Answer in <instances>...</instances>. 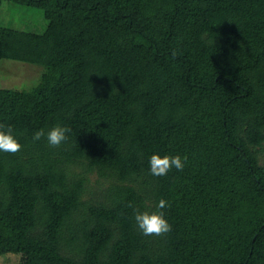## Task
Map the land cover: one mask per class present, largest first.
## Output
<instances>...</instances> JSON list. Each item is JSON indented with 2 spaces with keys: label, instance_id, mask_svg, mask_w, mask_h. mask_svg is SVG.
I'll return each instance as SVG.
<instances>
[{
  "label": "trees",
  "instance_id": "1",
  "mask_svg": "<svg viewBox=\"0 0 264 264\" xmlns=\"http://www.w3.org/2000/svg\"><path fill=\"white\" fill-rule=\"evenodd\" d=\"M2 1L46 26L0 25V60L42 68L0 88L23 145L0 151V257L264 264V0ZM57 125L67 143L33 141ZM153 154L186 166L153 176ZM161 199L172 231L145 236Z\"/></svg>",
  "mask_w": 264,
  "mask_h": 264
},
{
  "label": "clouds",
  "instance_id": "2",
  "mask_svg": "<svg viewBox=\"0 0 264 264\" xmlns=\"http://www.w3.org/2000/svg\"><path fill=\"white\" fill-rule=\"evenodd\" d=\"M72 131L66 126H55L51 130L45 132L44 129L36 131L33 135V141L47 139V143L52 148H59L67 143L68 134ZM23 145L18 141L11 126L0 124V151L15 154L22 150ZM187 161V156L180 155L170 156L153 154L150 158V174L153 176H165L173 168L183 171ZM131 207V205H129ZM171 205L164 199H161L157 204L155 212H140L135 210V223L141 233L145 236H164L172 231V225L165 217L163 209Z\"/></svg>",
  "mask_w": 264,
  "mask_h": 264
},
{
  "label": "rangeland",
  "instance_id": "3",
  "mask_svg": "<svg viewBox=\"0 0 264 264\" xmlns=\"http://www.w3.org/2000/svg\"><path fill=\"white\" fill-rule=\"evenodd\" d=\"M0 25L21 31L42 33L46 26V20L39 9L2 1L0 4ZM41 72L42 68L37 65L1 59L0 88L29 89L37 83ZM18 260L15 256H2L0 264H17Z\"/></svg>",
  "mask_w": 264,
  "mask_h": 264
}]
</instances>
